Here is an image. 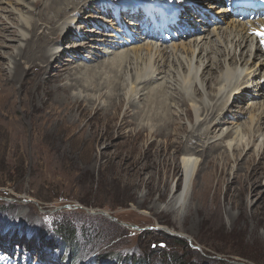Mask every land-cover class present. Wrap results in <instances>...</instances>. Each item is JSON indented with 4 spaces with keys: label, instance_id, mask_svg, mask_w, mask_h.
Returning <instances> with one entry per match:
<instances>
[{
    "label": "rangeland",
    "instance_id": "rangeland-1",
    "mask_svg": "<svg viewBox=\"0 0 264 264\" xmlns=\"http://www.w3.org/2000/svg\"><path fill=\"white\" fill-rule=\"evenodd\" d=\"M14 2L15 0H0V7L9 8ZM104 4L108 6L110 13L114 11V7L106 5L105 2ZM99 5L93 4L91 0L83 1V4L76 8L77 11L74 10L73 15L80 16L83 22L89 21L87 18L98 15L95 7H100ZM14 8L18 12H0V22L4 23L7 30L27 35L26 28H14L19 12L25 14L30 24L37 22L36 26L43 25V21L34 15L38 11L37 8L32 6L31 12L17 5H14ZM89 11L92 12L90 17L87 16ZM49 15L53 16V13ZM96 22L103 24L101 21ZM59 28L62 30L58 26L57 39L53 41H57L58 46L62 44L60 50L69 51L65 47L77 42L74 38L64 41ZM89 28L91 26L86 29ZM146 28L151 27L147 25ZM213 28L203 29L198 26L196 31L205 30L208 31L206 34H209ZM95 29L101 33L96 26ZM182 29L183 27L177 26L173 32L179 33ZM73 32L83 35L81 28H76ZM17 35L18 33L11 36V39L0 38L7 40L0 41V264H123L120 258H144L146 264H264V154L262 158L253 156L248 159L254 154L253 147L264 143L263 127L259 134H256L254 146L245 151L246 155L243 152L237 172L234 159L229 163L226 177L231 182L235 173L243 177L255 171L260 180L253 186L252 197L245 198L246 196L240 195L239 183L234 181L232 187L230 186L232 197L229 204H224L229 184H222L217 194H214L212 189L201 192L196 200L190 202V188V194L181 210L171 212L169 204L177 197L182 184L180 159L184 153L183 147L187 145L186 149L200 148L203 140L202 136L197 138L194 135L191 138L196 136L198 140L194 143L188 142L186 129L190 130L191 126L187 122L185 112L190 106L181 94L177 97L176 92L174 93L175 87L179 89V86L172 82V99H177L176 105H173L167 96L166 100L161 97L163 91L158 89L160 82H148L145 84L147 88L137 84L138 87L135 88L141 101L159 97L160 100H157L170 110L169 118L176 121L167 129L164 128L163 135L159 137L151 135L155 129V123L151 119L155 113L153 107L144 111L147 118L143 119V129L141 126H122L124 120L136 122L138 117L132 113H140L138 107H133L132 113L126 115V104L116 114L117 118H103L98 115L97 119L91 122L93 112L88 110L89 112L79 115L78 105H74L71 111L59 103L56 97H50L48 104L40 103L38 98L43 94V89L51 88L49 78L45 80L44 75L39 77L42 78V85L37 89L32 86L16 88L7 66L10 65V55L16 54L17 49L13 47L25 45ZM26 37L28 38V35ZM90 37L96 39L95 41H100L101 38L93 33L89 34ZM94 44L95 48L89 46L93 51L89 48L85 53L80 52L79 57L83 55L84 61L77 60L67 66L66 70L69 72L68 68L82 67L85 64L86 69L92 71L104 61L106 64L112 63L109 67L111 69L99 65L100 69L103 68L101 73L109 77V74L113 75L114 69H117L114 74H118L116 82H121L122 76L127 73L124 79L129 84L131 76L128 65V69L124 71L122 66L117 68L120 61L114 58V61L111 59L112 62L103 57L85 59L91 57L89 50L95 55L99 49L98 43ZM50 48L49 46L48 50L46 49L49 51L48 55L54 51ZM120 52L115 51L123 56ZM57 58L60 63L54 62V58L49 59L52 69H48V73L54 76L58 74L55 69L60 71L61 65L68 64L63 60L66 56ZM250 58L246 67H251L257 62L252 61V56ZM127 61L124 59L121 64L125 65ZM25 66L22 68H27V78L35 82L28 65ZM130 68L133 70L134 67ZM59 73L67 75L64 71ZM180 73L181 77L182 72ZM208 77L206 76V79ZM210 83L203 84L205 89L210 87ZM257 84L259 81H254L246 91H252L253 95H256L261 87ZM211 86L213 89L217 88L216 83H211ZM260 93L262 97H253L256 99L248 100L244 104H237L232 98L227 104V109L218 111L220 114L240 115L238 123L243 124L240 131L247 141L250 136L247 132V106L263 103L264 89ZM198 104L202 106L201 101ZM143 106V102L139 103L140 109ZM203 108L200 110V113L204 111L202 119H205L203 123H206V126L203 124V127L211 125L210 128H214L209 138L203 140L206 146L212 142L216 143L217 138H226L220 142V148L209 156L202 154V151L196 154L198 162L201 165L206 163L204 167L209 170L213 158L217 160L216 163L223 161V157L217 156L219 153L228 155L229 151L225 150V147L226 143L229 144L230 136L234 134L231 130L235 122L232 124L229 122V116L227 119L223 118L212 110L213 104L209 108ZM210 121H213L212 124ZM87 122L92 124L93 130L90 131ZM139 128L141 135H136ZM244 161L248 164L245 165ZM258 165L262 168H258ZM201 184L203 185L202 181ZM213 198H216L217 204H211ZM60 227L72 232L73 243L63 235Z\"/></svg>",
    "mask_w": 264,
    "mask_h": 264
},
{
    "label": "bare ground",
    "instance_id": "bare-ground-1",
    "mask_svg": "<svg viewBox=\"0 0 264 264\" xmlns=\"http://www.w3.org/2000/svg\"><path fill=\"white\" fill-rule=\"evenodd\" d=\"M25 1L26 2H24V0H15V2L10 5L9 8L0 7V12L8 14L18 12V10L14 8V5L22 7L23 10L26 8V11L31 12L33 10L30 9L33 6V8L35 7L38 9L36 13L34 12V15L43 21V25H39L40 27H38L36 26V24H38L37 22L36 24L35 22L30 24L25 14H20L19 12L16 23L14 24V28H18V26L26 28L28 38L26 37L27 35H21V32H12L7 30L6 26H4V23L2 22H0V27H3V29H0V38L6 37L11 39V36L18 33V38L25 42L24 46H19L17 44V47H13L17 49L16 54H11L9 58L10 60L8 59L10 65L7 66V69L11 71L10 75L13 79V84H16L17 89L31 86L34 87V89H37L42 82V78L39 79L41 75L45 76V80L49 78L51 88H44L43 94H41L38 98V101L42 104H48L50 97H56V100L59 103L65 105L71 111H73L72 108H74V105H78L80 107L77 109L80 112L78 113L79 115H83L88 110L93 112L91 115L92 118H90L91 122L95 121L98 115L102 116L103 118L116 116L121 107L125 106L126 104V115L132 113L131 110H133V107H138L140 113H132L134 116L138 117L136 122L124 120V122H122V126H141L142 129L144 128V121L147 118V114H144V111L153 107L152 109L155 111V113H153L151 119L155 123V129L150 131H152V136L159 137L160 135H163L164 128L167 129L169 125L175 123L176 121L169 118L168 114L170 113V110L167 106H164L162 103H160V101L157 100L159 97L155 96L156 99L152 98L153 100L150 101H148L149 99L147 101H141V98L137 93L138 90L135 88L138 87L137 84L141 86L143 85L145 88H147L145 84L148 82L155 81V84L160 82L158 85V87H160L158 89L163 91L161 93V97L165 99V96H167V99H169L173 105H176L178 104L177 99H172L174 96H172L171 92L173 82L179 86V89H176L175 87L174 90V93L176 92L177 97L179 94H181L183 98L189 102L190 108L186 109L185 116L191 128L190 130L187 128L186 131L188 132V142L194 143L195 140H198L195 138L196 136L197 138L202 136L203 140H205L208 139L209 136L214 132V128H210L211 125H208L210 127H203V124L205 125L206 123H203L205 119H202L204 111L200 113L201 107L203 110V107L207 106L209 108V106H212L213 104L214 109L212 110H215L217 113H219L218 111L221 112L225 108L227 109V104L230 103L232 98L237 104H244L248 100L256 99L253 97H262L260 91L264 89V50L262 48V45L264 44V20H248L246 18H242L240 17L238 11L231 12L230 9H225L222 7V4L219 0H91L95 5L100 4V7H95L97 8L96 11L98 15L95 14L94 18H91L92 16L90 17V13H92L91 11L87 12L89 13L87 16L90 17L89 19L87 18V20L92 22H83L80 16L73 15L74 10L78 6L80 7V5L83 4V1L87 2V0ZM104 2L106 5H110L114 8H121L120 14L123 17L134 20L135 23H130L124 28L121 21L117 20L115 17L117 24L121 27V31L116 28L108 27L114 26V15L108 11V6H105ZM136 4H139L143 10L141 11L142 18L145 17L146 13H150L151 20L154 21V28L159 31V34L161 33L157 28L155 20L162 17L169 21V29L176 27V25L172 23V20L175 18L179 20V24L185 29L177 35L175 34L176 37H168L165 35L162 38H160L159 34L154 31L142 29L145 28V26L142 24L143 20L140 21L138 19V12L134 10V7L132 8L131 6ZM28 5H30V7H28ZM160 7L162 8L160 9ZM23 10H21V12H23ZM50 13H53V16H50ZM203 15L208 18H204ZM96 20L101 21L103 24H99V22H96ZM147 20L144 21V23L148 22ZM57 25L62 28V30L60 28L59 30L62 32L61 36L64 41L74 38V41L77 42L70 44L71 47H65L66 50L68 48L69 51L60 50L62 44L58 46V42L53 41L57 39ZM162 25V28L166 30L168 25ZM55 26H57V28H55ZM90 26L91 28L86 29ZM95 26L97 30H101V33L96 31ZM198 26L203 29L214 27V30L209 34H206L208 31L205 30H203V32L197 31V33L195 30ZM75 27L78 29L81 28L83 30V35L80 33H74L73 31L76 29ZM192 28L193 30H191ZM8 29H10V27ZM38 29L41 31L39 32ZM92 33L95 36L99 35L101 37L99 39L100 41H95L96 39L91 37L89 38V34ZM6 38H4V40L0 39V41H7ZM94 43H98L99 49L96 48L97 52H94L95 55H92L89 50V56L91 57L85 59L91 60L93 57H103L104 59L106 58L108 62L109 59H117L120 61L119 64H117V68L120 69L122 66L124 71H126L129 66L128 71L131 76V82L129 83L130 85L124 79V77L128 75L127 73H125V75L121 73L123 75L120 80L121 82H116L118 74H114L118 71L117 69H114V74H109V77H106V75L101 73L103 68L101 67L100 69L99 65L104 66V68L108 70L111 69L109 67L112 63L106 64L104 61L97 67H94L92 71L86 69L85 64L82 67L71 68L73 71H71L70 68H68L69 72L66 70L67 66H71L72 64L76 63L77 60L82 61L83 55L79 57L80 52L83 51V53H85V51L89 48H95ZM49 46L55 51H53V54L51 51L50 55H48L49 51L47 52V48H49ZM117 50H120V53H122L123 56L119 55V53H115ZM238 51L239 55H237ZM3 55L7 54L3 53ZM58 56H61V58L66 56V58L63 60L68 62V64L61 65L59 68L60 71L67 73L65 76L64 73H59L60 71H56V69L55 72L58 73L57 76L50 74V72L48 73V69H52V63L50 64L49 59L54 58V62H59L57 58ZM251 56L252 61L257 62L255 65L253 63V66L251 67H246L250 62ZM124 59L128 60L125 62V65L121 64ZM48 64L49 66H47ZM242 64H244V66H242ZM23 65H28V69L30 70L28 71L33 74L35 82H33V80L30 78H27V70H25L27 68H22ZM131 66L134 67L133 70L130 68ZM53 67L57 68V66ZM95 68L99 69L96 70ZM171 70L173 72H171ZM180 72H182L181 77ZM172 75L173 77H171ZM206 76L209 77L206 79ZM257 80L259 81V84L257 85L261 86L258 93L253 95L252 91H246V89H248L250 85ZM205 82L206 84H208V82L213 84L216 83L217 88L213 89L210 83V87L205 89L203 85ZM240 90L241 92L239 93ZM192 94L195 96L191 97ZM206 96L211 98L208 99ZM199 101H201L202 106L198 104ZM141 102L144 103V106L140 109L139 103ZM181 105L183 104L181 103ZM168 106L171 107L169 103ZM247 110L249 111V117L247 119V132L250 134L248 141L244 140V136L240 131V128H242L241 125L243 124L238 123L240 118L239 114L229 115L228 113H219L223 118L226 119L229 116V122H235V124L232 123L233 129L231 130L230 128L234 134L233 136H230L229 144L226 143L227 146L225 147V150L229 151L230 154L228 153V155H223L224 152L222 154L219 153L217 156L223 157V161L216 163L217 160H214L215 158H213L209 170L208 168L205 169L204 167L206 163L201 165L198 162V159L195 158L196 154L199 152L201 153L202 151V154L209 156L211 152L216 151L218 147L220 148V142L222 143L224 140H226V138H217L216 143L213 144L212 142V144H208L207 146L202 140L200 143L201 149L198 147L186 149L187 145L183 147L184 153L180 159L182 184L177 197L171 201V204H169L171 212L175 213V211L179 212L181 210L184 202L187 200V197L190 194V188V202L196 200V198L200 196L201 192L212 189L214 194H217L222 184H229V186L227 185L228 189L224 196V204H229L232 197L231 187L234 181H238L239 183L238 192L240 195H243L244 197L246 196L245 198L253 196V186L256 183H259L260 180L259 175H257L255 171H251L249 174H246L243 177H240L235 173L231 182H229V180L226 178L228 175L229 163L234 159V163L236 165L235 172H237L238 166H240V163L243 159L241 158L243 152L250 150L254 146L256 134H259L258 132L262 127L264 128V102L250 104L247 106ZM215 114H212L213 117H215ZM218 117L220 118V116ZM144 118L145 120H143ZM75 122L76 121H74V123ZM89 122H87V124L91 131L93 130L91 129L92 124ZM212 122L210 124H212ZM122 126L120 125V127ZM137 131L139 132H137L136 135H141L140 128ZM194 135L196 136L191 138V136ZM188 142L187 144H190ZM263 146L264 143L255 145V147H253L255 148L253 149L254 154L249 156L248 159L250 160V158L253 156L256 158H262L264 154ZM246 154L247 152H245V155ZM240 158L241 160H239ZM243 163L245 165L248 164L246 161ZM258 168L262 167L259 166ZM201 181L203 185L201 184ZM211 204H217L216 198L211 200Z\"/></svg>",
    "mask_w": 264,
    "mask_h": 264
},
{
    "label": "trees",
    "instance_id": "trees-1",
    "mask_svg": "<svg viewBox=\"0 0 264 264\" xmlns=\"http://www.w3.org/2000/svg\"><path fill=\"white\" fill-rule=\"evenodd\" d=\"M60 230L62 231V233H63V235L71 242V243H73V241H72V237H73V235H72V232L70 231V230H68V229H66V228H63V227H60ZM120 261H122V263L123 264H146V261H145V259L144 258H142L141 260H134V259H130V260H128L127 258H124V259H121L120 258ZM127 261H130V263L129 262H127Z\"/></svg>",
    "mask_w": 264,
    "mask_h": 264
}]
</instances>
